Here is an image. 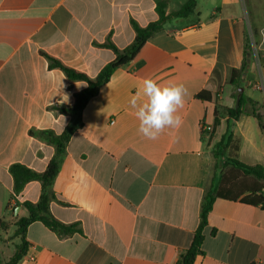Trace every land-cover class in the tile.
<instances>
[{
    "label": "crops",
    "instance_id": "crops-1",
    "mask_svg": "<svg viewBox=\"0 0 264 264\" xmlns=\"http://www.w3.org/2000/svg\"><path fill=\"white\" fill-rule=\"evenodd\" d=\"M160 1L0 0V220L9 223L0 229V264L19 243L15 223L27 215L22 203H37L41 195L35 181L12 199L9 169L46 170L55 148L30 132L61 134L71 116L58 108L73 106L87 87L50 69L44 54L94 78L115 59L105 43L128 47L136 35L131 22L157 21ZM186 1L167 0V14ZM197 12L198 23L166 24L89 101L54 184L58 201L50 205L58 221L79 224L82 232L61 238L41 222L31 224L19 264H177L190 248L213 175L212 149L227 127L224 109L235 106L229 82L242 65L249 27L260 36L256 52L264 62V0H198ZM149 77L187 88L182 126L157 140L138 133L129 103ZM258 77L260 83L248 80L242 88L264 109L263 67ZM205 90L211 103L196 98ZM248 117L232 126L237 158L264 167V129L243 126ZM203 123L212 131L203 133ZM204 236L194 264H264L261 207L217 199Z\"/></svg>",
    "mask_w": 264,
    "mask_h": 264
},
{
    "label": "trees",
    "instance_id": "trees-1",
    "mask_svg": "<svg viewBox=\"0 0 264 264\" xmlns=\"http://www.w3.org/2000/svg\"><path fill=\"white\" fill-rule=\"evenodd\" d=\"M197 3L198 0H187L179 10L167 14L168 2L163 0L156 7L157 21L145 27L132 21L131 24L136 34L134 41L125 49H119L108 40L104 47L111 49L115 53V59L107 64L94 78L64 65L56 58L44 54L49 62L50 69L62 70L70 81L85 82L87 87L76 95L73 106L58 108L62 113L71 116L70 123L61 134H56L52 130L30 132L32 136L38 137L55 148L54 156L46 170L37 172L22 164H14L9 169L14 182L12 199L19 197L26 185L35 181L41 184V195L37 203L26 201L21 205L27 215L18 219L15 223L14 238L18 239L19 243L16 245L15 252L7 264H19L26 257L30 246L26 238L27 229L35 222H41L61 238L82 232L79 224L66 225L58 221L51 213L50 205L52 202L58 201L54 184L66 158L71 138L83 127L82 114L85 107L92 98L98 95L100 89L111 80L113 74L133 62L147 41L163 30L166 24L172 21H184L187 26L193 24L194 21L198 23L200 14L197 12ZM259 42L260 36L253 27H249L245 34V51L242 65L240 68L232 70L229 82V85L234 90L239 91L243 87L244 79L254 68L255 54L257 55L256 48ZM257 58L262 64L261 67L264 68L262 59L258 55ZM196 98L203 102L211 103L213 97L210 91L205 90L200 92ZM234 99L235 106L224 109L227 116L226 131L212 149L213 175L202 202L199 227L196 230L190 248L181 255L177 264H194L196 258L203 255L204 230L208 226V217L217 199L240 200L244 204L261 207L264 211V167L262 165L250 166L237 158L239 148L234 140L232 131L234 122L243 116L254 117L260 127L264 129V118L259 113L262 106L245 93L236 95ZM217 123L218 117L216 115L215 124ZM61 204L64 203L61 202ZM8 226L9 223L0 220V229H6Z\"/></svg>",
    "mask_w": 264,
    "mask_h": 264
},
{
    "label": "clouds",
    "instance_id": "clouds-1",
    "mask_svg": "<svg viewBox=\"0 0 264 264\" xmlns=\"http://www.w3.org/2000/svg\"><path fill=\"white\" fill-rule=\"evenodd\" d=\"M186 95L183 83H160L151 77L145 78L129 101L139 122L138 133L148 140H157L166 130H178L183 124L180 113Z\"/></svg>",
    "mask_w": 264,
    "mask_h": 264
},
{
    "label": "rangeland",
    "instance_id": "rangeland-1",
    "mask_svg": "<svg viewBox=\"0 0 264 264\" xmlns=\"http://www.w3.org/2000/svg\"><path fill=\"white\" fill-rule=\"evenodd\" d=\"M255 56H256V58H255V64H254L253 66H254L255 71L257 72V73H256L257 76H256V77H251V74H250V77L248 76V77H246V78L244 79V84L247 83L248 80L252 81V84H253V83H254V84H258V83H260V79H259V77H258V74H259L260 71H261V65H262V64H261V62L258 60L256 54H255ZM257 88L259 89V86H258ZM259 90H260V89H259ZM238 92H239V91L233 89L232 98L235 97L236 95H240V92H239V93H238ZM242 93H244V89H243V92H242ZM253 94H254L255 98L261 100L262 97H260L259 92H253ZM233 104H234V100H233ZM261 112H262V114H263V118H264V109H262ZM263 121H264V120H263ZM245 123L249 124V128H250L251 130H256V131H257V130L259 129V125H258L257 120L254 119V118H252V117L245 118V119H244V122H243V126H244Z\"/></svg>",
    "mask_w": 264,
    "mask_h": 264
},
{
    "label": "built area",
    "instance_id": "built-area-1",
    "mask_svg": "<svg viewBox=\"0 0 264 264\" xmlns=\"http://www.w3.org/2000/svg\"><path fill=\"white\" fill-rule=\"evenodd\" d=\"M259 89L261 90V87H259ZM201 129H202L203 133H207V132L212 131V127H210L208 124H205V123L202 124ZM253 264H262V263L260 261H256Z\"/></svg>",
    "mask_w": 264,
    "mask_h": 264
},
{
    "label": "water",
    "instance_id": "water-1",
    "mask_svg": "<svg viewBox=\"0 0 264 264\" xmlns=\"http://www.w3.org/2000/svg\"><path fill=\"white\" fill-rule=\"evenodd\" d=\"M240 95L242 94V92H243V88H240ZM17 209H19V207L17 208Z\"/></svg>",
    "mask_w": 264,
    "mask_h": 264
}]
</instances>
